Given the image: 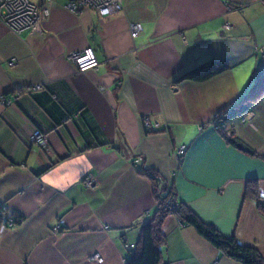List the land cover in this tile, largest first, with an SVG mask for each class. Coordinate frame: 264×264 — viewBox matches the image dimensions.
<instances>
[{"label":"crops","instance_id":"1","mask_svg":"<svg viewBox=\"0 0 264 264\" xmlns=\"http://www.w3.org/2000/svg\"><path fill=\"white\" fill-rule=\"evenodd\" d=\"M65 1L45 2L39 31L0 23V95L9 99L0 103V264H123L124 243L155 205L138 172L151 168L202 221L264 259V217L244 196L246 178L264 195V97L248 118L227 122L259 156L210 123L246 88L251 68L264 67V0H122L108 15L72 12ZM130 21L141 26L134 37ZM84 46L98 63L80 72L66 54ZM208 59L227 68L180 78ZM144 116L167 131L144 132ZM36 127L47 148L29 141ZM84 174L92 188L80 183ZM11 215L20 222L5 225ZM162 231L164 264H240L173 215ZM93 252L101 262L87 258Z\"/></svg>","mask_w":264,"mask_h":264},{"label":"trees","instance_id":"2","mask_svg":"<svg viewBox=\"0 0 264 264\" xmlns=\"http://www.w3.org/2000/svg\"><path fill=\"white\" fill-rule=\"evenodd\" d=\"M226 68L227 64L225 62L208 59L186 71L180 78L201 81ZM41 87L38 89H41ZM52 97L54 96L52 95ZM261 97H264V67L256 65L251 68L248 74L246 88L210 119L213 128L230 143L256 156H259V154L243 143L228 126L227 122L235 116L239 117L242 112L248 111L247 109ZM141 124L146 133L167 131L166 126L161 128L151 126L150 130L147 131L143 123V117L141 118ZM34 129H37V127ZM227 131L228 133H226ZM102 143L97 141L93 145H101ZM262 159L264 160V158ZM138 172L150 178L155 205L145 220L139 224L135 242L128 244L126 247L123 264L165 263L160 247L165 242L162 223L168 215H173L179 225L191 226L202 238L228 258L240 264H264V259L255 246L239 242L233 235L225 236L221 234L213 225L202 221L184 202L178 200L173 185L168 181H164L158 171L151 168L138 170ZM255 181L254 178H246L244 196L249 197L254 202L258 213L264 217V195L257 191ZM1 217L0 215V223ZM20 220L21 216L11 215L6 218L4 224L10 226L19 223Z\"/></svg>","mask_w":264,"mask_h":264},{"label":"built area","instance_id":"3","mask_svg":"<svg viewBox=\"0 0 264 264\" xmlns=\"http://www.w3.org/2000/svg\"><path fill=\"white\" fill-rule=\"evenodd\" d=\"M40 3H32L29 0H0V23L6 25L9 29L18 33L21 30H27L29 33L34 30L39 31V20L41 16L46 15L48 12L45 2L50 0H40ZM65 8L72 12H79L83 6H91L99 15L110 14L115 11L121 10L122 0H66L64 3ZM225 27L227 24L224 25ZM141 29L138 22L130 21L128 23V33L130 37H134ZM67 57L72 61L74 68L77 71H84L87 69H93L97 65V59L90 46H84L78 49H71L67 51ZM42 85L37 83L30 87L31 90L38 89ZM9 102L2 95H0V103ZM248 114L246 117L245 115ZM249 116V111L242 112L240 114V120H244ZM143 123L147 131L150 130V123L148 117H143ZM228 133V131L226 132ZM34 140L40 148H47V141L44 132L37 128L34 129L30 136L29 141ZM184 151V145L180 144L175 147L174 153L179 156ZM85 181L88 185L92 186L94 177L90 174H84L80 178V183L85 185ZM127 247L128 244H125ZM88 259L95 262H101L102 257L98 252H93L87 256Z\"/></svg>","mask_w":264,"mask_h":264},{"label":"rangeland","instance_id":"4","mask_svg":"<svg viewBox=\"0 0 264 264\" xmlns=\"http://www.w3.org/2000/svg\"><path fill=\"white\" fill-rule=\"evenodd\" d=\"M30 1H36V0H30ZM106 15H108V14H106ZM44 16H45V14H44ZM42 17V16H41ZM37 30H34V32H36ZM248 114H246L245 115V117L247 116ZM248 118V117H247ZM149 121V120H148ZM150 133V132H149ZM47 141V140H46ZM31 143H35V141L34 140H32V141H30ZM94 177V176H93ZM87 184V182L85 181V185ZM87 186V188H92L93 186H91V185H86ZM90 260V259H89Z\"/></svg>","mask_w":264,"mask_h":264}]
</instances>
